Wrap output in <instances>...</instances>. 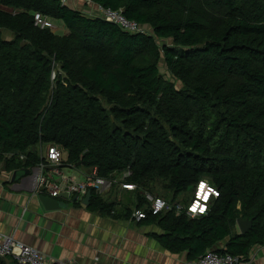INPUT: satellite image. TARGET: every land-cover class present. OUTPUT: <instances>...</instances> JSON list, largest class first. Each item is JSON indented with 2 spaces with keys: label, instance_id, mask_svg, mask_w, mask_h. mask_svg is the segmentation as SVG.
I'll return each mask as SVG.
<instances>
[{
  "label": "trees",
  "instance_id": "trees-1",
  "mask_svg": "<svg viewBox=\"0 0 264 264\" xmlns=\"http://www.w3.org/2000/svg\"><path fill=\"white\" fill-rule=\"evenodd\" d=\"M94 1L146 31L61 0H0V172L31 169L38 147L56 144L79 169L129 170L138 208L157 185L175 202L207 180L219 194L204 215L145 220L192 262L210 249L247 260L264 244V0ZM38 12L68 32L35 26ZM90 202L113 206L94 192ZM239 218L253 219L246 234Z\"/></svg>",
  "mask_w": 264,
  "mask_h": 264
},
{
  "label": "crops",
  "instance_id": "crops-1",
  "mask_svg": "<svg viewBox=\"0 0 264 264\" xmlns=\"http://www.w3.org/2000/svg\"><path fill=\"white\" fill-rule=\"evenodd\" d=\"M66 5L87 14L96 3L65 0ZM68 32L64 28V34ZM43 146L38 147L42 150ZM12 172H0V233L35 247L52 260L70 264H191L187 252L172 253L155 237L164 231L156 222H137L122 216L134 209L135 190L115 187L103 197L113 204L111 212L85 206L80 200L60 198L66 206L47 210L35 194L31 175L17 182ZM112 210L115 212L113 213ZM0 264H17L0 258ZM240 264H264V244L255 246Z\"/></svg>",
  "mask_w": 264,
  "mask_h": 264
},
{
  "label": "built area",
  "instance_id": "built-area-1",
  "mask_svg": "<svg viewBox=\"0 0 264 264\" xmlns=\"http://www.w3.org/2000/svg\"><path fill=\"white\" fill-rule=\"evenodd\" d=\"M63 3L65 0H61ZM86 5L95 4L94 0H81ZM97 4V3H96ZM96 12L89 15L98 16L102 19L116 24L121 30L128 33L145 32L146 28L136 21L127 19L121 10H114L108 7L96 5ZM35 26L49 28L52 31L56 26L50 18L35 13ZM55 32V31H54ZM13 155H7L11 158ZM19 159L24 161L26 156L19 154ZM40 161L31 168L35 194L48 195L53 198H61L63 193H68L69 197L77 196L82 200L88 191L91 190L101 197L111 194L118 185L124 190H135L136 185L126 182V178L131 175L129 170H124L115 177H104L98 174L97 168L83 170L75 165L68 164L63 158V149L56 144H48L44 151L40 153ZM218 190L207 180H201L195 187L194 193L188 202L177 200L173 203L166 201L163 197L153 195L151 192L143 194L145 198L144 207H135L131 213V219L140 222L149 216H159L164 212L173 210L177 215L185 213L186 216L195 218L204 215L210 201L218 197ZM206 197V198H205ZM203 209V211H201ZM114 213L115 211L112 210ZM0 258H12L17 264H70L66 261L52 260L39 249L27 245L17 240L13 235L0 233ZM239 257L230 253H222L216 250H207L191 264H240Z\"/></svg>",
  "mask_w": 264,
  "mask_h": 264
},
{
  "label": "water",
  "instance_id": "water-1",
  "mask_svg": "<svg viewBox=\"0 0 264 264\" xmlns=\"http://www.w3.org/2000/svg\"><path fill=\"white\" fill-rule=\"evenodd\" d=\"M2 172H6L7 168H6V163H4V166L1 168ZM31 173V169L28 168H22V169H17L15 171H13L12 176H11V181L12 182H17L19 181L21 178H23L26 175H30ZM61 198H70L69 194L63 193L61 196ZM92 198V192L91 190L87 192V194L85 195V197L81 200V202L85 205V206H89L90 205V201ZM39 199L41 201V203L43 204L44 208L47 210H53V209H60L62 207H65L66 204L62 201L59 200V198H53L50 197L48 195H40ZM72 201L75 202L77 201V196H74L72 198ZM237 226L239 229V232L241 234H246L253 226V219H242L239 218L237 220Z\"/></svg>",
  "mask_w": 264,
  "mask_h": 264
},
{
  "label": "rangeland",
  "instance_id": "rangeland-1",
  "mask_svg": "<svg viewBox=\"0 0 264 264\" xmlns=\"http://www.w3.org/2000/svg\"><path fill=\"white\" fill-rule=\"evenodd\" d=\"M52 19V18H50ZM52 22L54 23V25L56 26V29L54 30L56 33L58 34H64V26L59 23L58 21L52 19ZM5 35L8 39H10L12 37V35L8 32H5ZM159 69H160V72L161 74L168 80L170 81H175V78L173 77V75L170 73V71L168 70L166 64H165V61L161 60L160 63H159ZM176 82V81H175ZM181 84L179 82H177V86L179 87ZM43 150L45 149V146L42 148ZM41 151V150H40ZM39 151V152H40ZM63 158L64 160L66 159V152L64 150V154H63ZM118 187V185L116 186V188ZM120 187V186H119ZM152 194L153 195H158V196H161L163 197L166 201L170 202V198H171V193H169L167 190L165 189H162V187L160 185H157L154 190L152 191ZM192 196H191V193H183L179 196V199H183L185 202L186 200L190 199ZM182 200V201H183ZM170 203H173V202H170Z\"/></svg>",
  "mask_w": 264,
  "mask_h": 264
},
{
  "label": "clouds",
  "instance_id": "clouds-1",
  "mask_svg": "<svg viewBox=\"0 0 264 264\" xmlns=\"http://www.w3.org/2000/svg\"><path fill=\"white\" fill-rule=\"evenodd\" d=\"M53 32H54V31H53ZM47 145H48V144H44L43 147L45 146V148H46ZM43 147H42V148H43ZM42 148H41V149H42ZM44 150H45V149H44ZM44 150L42 149L41 151H44ZM39 151H40V150H39ZM41 151H40L39 153H41ZM63 154H64V150H63ZM64 161H65V160H64ZM1 171H2V170H1ZM6 172H8V171L6 170ZM11 172L13 173V171H11ZM193 193H194V192H193Z\"/></svg>",
  "mask_w": 264,
  "mask_h": 264
},
{
  "label": "snow or ice",
  "instance_id": "snow-or-ice-1",
  "mask_svg": "<svg viewBox=\"0 0 264 264\" xmlns=\"http://www.w3.org/2000/svg\"><path fill=\"white\" fill-rule=\"evenodd\" d=\"M206 198V197H205ZM201 211H203V209H201Z\"/></svg>",
  "mask_w": 264,
  "mask_h": 264
}]
</instances>
